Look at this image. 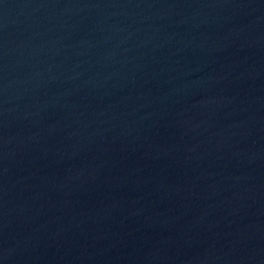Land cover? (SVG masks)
<instances>
[{
    "label": "water",
    "instance_id": "1",
    "mask_svg": "<svg viewBox=\"0 0 264 264\" xmlns=\"http://www.w3.org/2000/svg\"><path fill=\"white\" fill-rule=\"evenodd\" d=\"M0 264H264V0H0Z\"/></svg>",
    "mask_w": 264,
    "mask_h": 264
}]
</instances>
